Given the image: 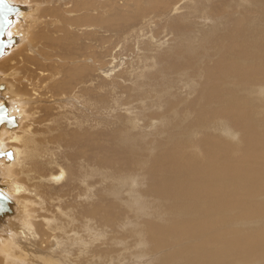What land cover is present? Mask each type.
<instances>
[{"label": "rangeland", "instance_id": "374dc122", "mask_svg": "<svg viewBox=\"0 0 264 264\" xmlns=\"http://www.w3.org/2000/svg\"><path fill=\"white\" fill-rule=\"evenodd\" d=\"M30 4L0 264H264V0Z\"/></svg>", "mask_w": 264, "mask_h": 264}, {"label": "bare ground", "instance_id": "6f19581e", "mask_svg": "<svg viewBox=\"0 0 264 264\" xmlns=\"http://www.w3.org/2000/svg\"><path fill=\"white\" fill-rule=\"evenodd\" d=\"M9 1H10V3L13 2L16 4H20L23 6V8L21 9V11L18 12L17 17H15L14 22L11 25L12 27L8 28L6 31V37L7 38L14 37L15 43L13 45H11L8 49H6L4 51V54L0 56V65L2 62H5L7 60H11V58L15 54L19 55L18 56L19 58H21V57L23 58V56L21 54H19L20 50L23 48V45L21 42V40L23 38L22 36H24L25 38L28 37L29 34L27 31L31 27L30 25L33 23V20H34L33 14L31 16L30 13H33L34 11H36L35 5L32 6L30 4L31 0H9ZM11 61H13V60H11ZM3 76H4V74L2 72H0V83H3L5 85V88L3 90H0V95L1 96L4 95L5 99L8 101L10 113L13 115H16L17 120H18V124L14 130H6L5 128L0 127V150H2L4 152V156L2 158H0V181L2 182V184L6 185L3 189V191H5V193L9 196V194L12 195V193L17 194V191H18L17 189L20 187L18 184L13 183L14 180L12 179V177H13L12 175L13 174L15 175L14 171L16 170L15 168L17 167V165L21 164L24 166L28 165L27 167H29V166L32 167L31 165H29L28 161H30L31 157H33L34 154H38L41 150L43 151V148L41 147V144L39 141L35 142L34 141L35 138L34 137L31 138L33 136L34 132L32 133L31 131H29L27 129V126H26V128L24 127L23 122H22L23 116L18 113L19 112V106H18V104H16V102H18V101H17V99H15V97H17V98H19V97L17 96L16 93L13 94L11 92L12 91L11 86L5 81ZM1 101H2V99L0 97V103H1ZM20 102L21 101H19V103ZM21 107H23V106H21ZM43 147H45V146H43ZM8 150L13 151V152H9ZM49 162L51 163V161H49ZM228 166H226L227 168L221 172L222 174L227 175V173L229 171H231L229 173H232L231 168ZM58 168H59V166H58ZM57 169H56V171H57ZM29 170H31V169H28V171ZM59 170H62L61 166H60ZM62 171L64 173V170H62ZM23 173H26V172H23ZM60 173L63 174L62 172H60ZM50 174H49V176H50ZM41 177H42V175H41ZM51 177H53V175H51ZM12 180H13V182H12ZM54 181H56L55 178H54ZM57 181H59V180H57ZM218 181H221V180L219 179L216 182L219 183ZM227 181H229V180H227ZM10 198L13 200V202H15V200L12 197H10ZM17 201L15 202V205H14L15 206V213L12 216L6 217L4 220L5 222H2V224L0 225V253L2 251H6L7 247L12 246V244H14V243H9V240L5 244L4 240L6 238L2 237V235H5V231L7 230V228L9 226L11 227V224H13V222H14V224L12 226H13L14 232L12 235H16V232L23 233V234L31 232V231H29L30 226L28 224V219H26V216H25L26 214L23 212L26 209V206L24 204L25 202L23 204H20ZM40 205L42 206V204H40ZM20 212H21V215H20ZM19 215H20V217L22 216L20 219H18ZM9 229H8V231H9ZM10 232H11V230H10ZM10 232H8V233H10ZM30 235H32V234H30ZM5 245L7 247H5Z\"/></svg>", "mask_w": 264, "mask_h": 264}, {"label": "water", "instance_id": "95a60500", "mask_svg": "<svg viewBox=\"0 0 264 264\" xmlns=\"http://www.w3.org/2000/svg\"><path fill=\"white\" fill-rule=\"evenodd\" d=\"M7 3L12 6L13 11L5 12L3 15H0V56L4 54L6 49L15 43L14 37H6V31L8 28L12 27L11 25L15 17H17L18 12L23 8L22 5L13 2L10 3L9 0H7ZM4 88L5 85L0 83V90ZM0 97L2 99L0 103V127L13 130L18 124L17 117L10 113L8 101L5 99L4 95H0ZM3 156L4 152L0 150V158ZM5 186L6 185L2 184L0 181V225L2 222H5L4 220L6 217L12 216L15 213V202L3 191Z\"/></svg>", "mask_w": 264, "mask_h": 264}, {"label": "snow or ice", "instance_id": "6c2138e0", "mask_svg": "<svg viewBox=\"0 0 264 264\" xmlns=\"http://www.w3.org/2000/svg\"><path fill=\"white\" fill-rule=\"evenodd\" d=\"M12 11L13 8L11 5L7 3V0H0V15H3L5 12H12Z\"/></svg>", "mask_w": 264, "mask_h": 264}]
</instances>
